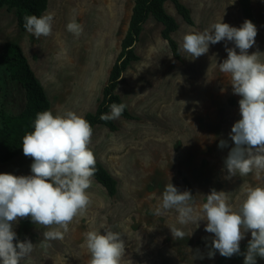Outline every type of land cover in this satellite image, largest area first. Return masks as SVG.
Wrapping results in <instances>:
<instances>
[{
	"label": "rangeland",
	"instance_id": "rangeland-1",
	"mask_svg": "<svg viewBox=\"0 0 264 264\" xmlns=\"http://www.w3.org/2000/svg\"><path fill=\"white\" fill-rule=\"evenodd\" d=\"M181 2L190 9L193 24L183 19L172 1L165 2L179 25L172 34L179 49L186 33L202 32L216 22L240 27L248 20L238 0ZM134 4L135 0H48L42 15L54 14L52 33L38 39L19 27L15 8L4 6L0 8V53L5 44L17 43L49 97L50 111L54 115L73 111L85 118L103 98ZM252 4L257 36L248 52H258L264 61V0ZM73 18L83 28L78 37L66 29ZM162 30V23L150 15L134 45L139 59L126 69L116 89L133 118L121 115L113 120L118 127L114 131L104 124L93 129L90 148L117 180L115 195L93 178L86 216L77 217L65 238L52 241L46 250L40 247L46 229L30 218L13 223L18 241L36 244L31 257L20 264H89L85 233L103 234L105 228L122 233L126 252L121 264H218L222 257L218 251L214 257L207 255L214 234L205 231L206 221L198 227L181 226L175 210L163 216L153 215L152 210L170 182L179 191L190 190L197 209L212 189L224 191L238 208L247 188L264 186V174L260 179L254 174L226 178L224 160L234 146L229 133L241 118V97L233 93L230 75L222 73L218 64L227 58L226 46L235 45L210 44L208 53L194 60L180 50L181 59H176ZM0 73V112L17 115L27 103L25 90L4 66ZM221 139L228 141L227 147L218 146ZM32 162L22 152L0 163V173L31 175ZM171 225L192 234L174 240ZM250 239L249 231L240 247L247 248ZM194 254L197 258L192 259ZM227 264H244V256L233 255ZM257 264H264V259L257 257Z\"/></svg>",
	"mask_w": 264,
	"mask_h": 264
},
{
	"label": "clouds",
	"instance_id": "clouds-1",
	"mask_svg": "<svg viewBox=\"0 0 264 264\" xmlns=\"http://www.w3.org/2000/svg\"><path fill=\"white\" fill-rule=\"evenodd\" d=\"M53 13L37 17L24 16V28L37 39L52 33ZM67 31L77 37L82 25L73 18ZM257 27L245 20L240 27L216 22L202 32H189L183 36L181 51L191 59L208 53L209 45L221 41L234 42L226 46L227 58L219 63V70L229 74L233 93L239 99L241 118L232 126L229 136L234 142L224 160L226 178L254 174L257 179L264 174V61L258 52L248 50L256 43ZM239 49V52L236 49ZM124 103H112L110 112L102 114L104 121L117 120L126 108ZM93 129L90 123L73 111L54 115L45 110L37 114L34 130L22 138L23 154L31 157V175L0 173V264H20L35 250L30 240L18 241L13 223L19 219L31 221L46 229L40 247L50 248L51 242L63 240L69 225L83 218L92 201L88 189L96 172V158L90 148ZM220 148L228 146L221 139ZM175 210L181 226L206 221L205 231L214 234L207 255L230 258L243 255L244 264H257L264 259V186L247 188L245 199L238 208L229 202L224 191L212 189L199 209L194 206L190 190L179 191L171 182L165 185L160 203L152 210L163 216ZM174 240H183L191 233L182 227L168 226ZM250 231L251 239L245 252L240 242ZM14 241H16L14 243ZM85 246L90 253L89 264H121L126 244L122 233L105 228L85 233ZM197 254L192 255V259ZM203 259V255H199Z\"/></svg>",
	"mask_w": 264,
	"mask_h": 264
},
{
	"label": "trees",
	"instance_id": "trees-1",
	"mask_svg": "<svg viewBox=\"0 0 264 264\" xmlns=\"http://www.w3.org/2000/svg\"><path fill=\"white\" fill-rule=\"evenodd\" d=\"M168 0H135L132 16L127 32L122 39L121 50L111 68L107 84L103 89V98L94 112L86 114L85 119L90 123L92 129L97 124H104L111 130H117V125L113 120L104 121L100 119L102 114L110 111L112 103H124L116 93L119 81L126 69L133 61L139 59L135 52L134 45L139 40L144 22L152 15L163 25L162 37L169 43L171 51L176 59H181L178 43L172 37L179 25L173 15L167 12L165 2ZM172 1L176 11L188 24H193L190 9L181 0ZM244 17L256 23V16L252 0H238ZM8 6L16 9L18 25L24 28V16L36 15L40 17L47 9L48 0H0V8ZM0 66H4L10 77L17 81L25 90L26 106L17 115L0 112V163L7 162L23 152L22 138L27 132L34 130V121L38 113L50 111L51 103L49 97L31 68L22 48L17 43H7L2 47L0 53ZM1 80V73H0ZM125 118H133L126 107L122 113ZM96 172L94 179L105 187L108 194L113 196L117 191V180L109 171L96 161ZM241 252L246 251V246H242ZM228 258L222 256L218 264H227Z\"/></svg>",
	"mask_w": 264,
	"mask_h": 264
},
{
	"label": "crops",
	"instance_id": "crops-1",
	"mask_svg": "<svg viewBox=\"0 0 264 264\" xmlns=\"http://www.w3.org/2000/svg\"><path fill=\"white\" fill-rule=\"evenodd\" d=\"M18 22V21H17Z\"/></svg>",
	"mask_w": 264,
	"mask_h": 264
}]
</instances>
